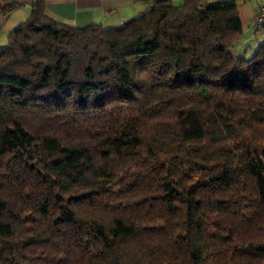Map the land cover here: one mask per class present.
Here are the masks:
<instances>
[{
    "label": "trees",
    "instance_id": "16d2710c",
    "mask_svg": "<svg viewBox=\"0 0 264 264\" xmlns=\"http://www.w3.org/2000/svg\"><path fill=\"white\" fill-rule=\"evenodd\" d=\"M29 6L0 47V264H264V40L238 50L236 1L108 28Z\"/></svg>",
    "mask_w": 264,
    "mask_h": 264
},
{
    "label": "crops",
    "instance_id": "0c3cea01",
    "mask_svg": "<svg viewBox=\"0 0 264 264\" xmlns=\"http://www.w3.org/2000/svg\"><path fill=\"white\" fill-rule=\"evenodd\" d=\"M172 1L175 4L182 2V0ZM235 1L243 27L242 40L238 50L249 55L264 40V24L255 26V15L264 0ZM149 2L150 0H43L46 17L76 28L91 24L101 25L105 28L117 27L138 16ZM22 7L24 9L22 11H25V15H22L24 17H18L20 14L18 15L16 8L0 17V47L5 45L7 33L27 18L30 6Z\"/></svg>",
    "mask_w": 264,
    "mask_h": 264
},
{
    "label": "built area",
    "instance_id": "2783aa9c",
    "mask_svg": "<svg viewBox=\"0 0 264 264\" xmlns=\"http://www.w3.org/2000/svg\"><path fill=\"white\" fill-rule=\"evenodd\" d=\"M262 22H264V3L260 5L259 10L255 15V26H258Z\"/></svg>",
    "mask_w": 264,
    "mask_h": 264
},
{
    "label": "rangeland",
    "instance_id": "374dc122",
    "mask_svg": "<svg viewBox=\"0 0 264 264\" xmlns=\"http://www.w3.org/2000/svg\"><path fill=\"white\" fill-rule=\"evenodd\" d=\"M22 6H27V5H19V6H17L16 9H15V10H17L16 12H18V15L20 14V16H18V17H24V16H22V15H25V14H24L25 11H22V10H24ZM28 6H29V5H28ZM29 8H30V7H29ZM19 12H20V13H19ZM14 14H15V13H14ZM28 15H29V13H28ZM21 19H23V18H21Z\"/></svg>",
    "mask_w": 264,
    "mask_h": 264
},
{
    "label": "water",
    "instance_id": "95a60500",
    "mask_svg": "<svg viewBox=\"0 0 264 264\" xmlns=\"http://www.w3.org/2000/svg\"><path fill=\"white\" fill-rule=\"evenodd\" d=\"M17 5H30L32 0H14Z\"/></svg>",
    "mask_w": 264,
    "mask_h": 264
}]
</instances>
